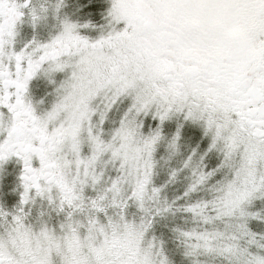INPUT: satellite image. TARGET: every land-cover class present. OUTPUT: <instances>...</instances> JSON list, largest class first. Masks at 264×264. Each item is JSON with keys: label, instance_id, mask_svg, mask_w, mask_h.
Instances as JSON below:
<instances>
[{"label": "snow or ice", "instance_id": "6c2138e0", "mask_svg": "<svg viewBox=\"0 0 264 264\" xmlns=\"http://www.w3.org/2000/svg\"><path fill=\"white\" fill-rule=\"evenodd\" d=\"M0 264H264V0H0Z\"/></svg>", "mask_w": 264, "mask_h": 264}]
</instances>
